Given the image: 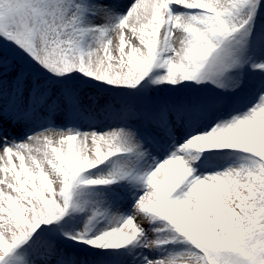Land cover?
Segmentation results:
<instances>
[{
  "label": "snow or ice",
  "instance_id": "snow-or-ice-1",
  "mask_svg": "<svg viewBox=\"0 0 264 264\" xmlns=\"http://www.w3.org/2000/svg\"><path fill=\"white\" fill-rule=\"evenodd\" d=\"M120 7L112 0H0V260L45 224L50 226L32 239L31 264H85L62 246L58 226L50 222L59 221L70 206L79 210L72 202L79 185L129 180L145 187L136 213L90 236L91 222L104 215L93 210L82 230L63 235L95 248L119 249L142 234L136 216L143 214L166 221L192 245L145 257L144 264H264V26L253 42L259 61L246 56L251 22L258 13L264 16V3L132 0L113 24ZM250 60L259 70L258 102L180 145L240 150L247 155L238 164L189 179L193 169L173 152L143 175L131 158L94 178L82 175L117 153H133L138 161L181 127L210 120L237 102L253 80L233 70ZM154 67L166 72L153 83L210 81L215 87L191 99L127 105L121 110L126 127L75 133L47 127L24 135L34 122L50 124L79 111L78 93L57 83L73 71L110 85L135 86ZM13 132L24 138L17 140Z\"/></svg>",
  "mask_w": 264,
  "mask_h": 264
},
{
  "label": "rangeland",
  "instance_id": "rangeland-1",
  "mask_svg": "<svg viewBox=\"0 0 264 264\" xmlns=\"http://www.w3.org/2000/svg\"><path fill=\"white\" fill-rule=\"evenodd\" d=\"M112 2L119 4L121 7L118 10V15L113 19L112 23H119V19L126 14L127 6L132 3V0H112ZM264 3V0H262ZM181 11H200L198 9H183L180 6H174ZM259 16H262L259 14ZM95 23H102V21H95ZM264 26V17L255 23L252 27V34L250 37L249 48L246 51V56L251 57V60L259 61L260 56L255 54L253 42L255 41L256 33L261 27ZM127 46V41H126ZM251 60L246 63L251 68V72L246 73L253 80V87L250 88L239 100L233 104L226 106L222 111L212 114L210 120H203L196 123L189 124L180 128L179 132L174 138H165L161 140L159 147L148 148L145 144L144 147L148 148L149 155H146L140 160H136L133 153H117L113 157L108 158L101 165L92 169L86 170L82 175L85 178H94L103 173L109 172L114 162L131 158L134 166L139 170V174L143 175L145 172L154 169L157 164L173 152L177 155L184 157L193 169L189 179L194 176H203L212 174L214 172L222 171L226 167L235 166L240 162V158L247 155L240 150L235 149H181L180 145L183 144L191 135L196 134L198 131L210 128L213 123L231 119L232 116L241 115L248 111L254 104L258 102L259 92L256 91L255 84L259 79V70L252 69ZM166 69L154 67L142 80L136 85V90L139 96L153 100L159 99H191L193 97L203 95L199 91H190L189 84L195 83L191 80H179L176 84L168 81L160 83H153V80L158 75H163ZM72 74L89 83L96 89L94 91L103 92L100 90L104 86L112 89L116 88H129L133 89L134 86L129 85H110L108 82L97 81L94 77L89 78L86 75H81L78 70ZM202 82V81H201ZM212 84L210 81H206ZM203 83V82H202ZM189 88V89H188ZM88 89V88H87ZM82 90L79 93V98H84V93L88 90ZM98 89V90H97ZM117 90V89H116ZM90 92V91H88ZM89 100L80 102L79 111L74 117L73 122L66 123L71 118L66 116L63 119H54L50 124L47 122H34L30 126V132L24 135L31 134L37 131H43L47 127H52L59 130H71L75 132H88L95 130L103 132L117 127H126L127 121L121 117V110L130 105L129 102L116 100L114 102H105L93 97L98 96V93L91 92L90 96L85 95ZM100 96V95H99ZM135 103L131 105H141L137 99H132ZM13 136L17 140L24 138L18 132H13ZM195 156L196 159H191ZM81 190L84 192L74 190L72 202L80 206L79 210L73 209V217L70 215L65 217V224L63 226L61 239L63 240L62 246L70 248L75 253L78 259H83L85 264H99L101 258L105 260L103 264H144V258L154 259L158 256L167 254H176L184 250L191 249L192 246L186 241L181 234L176 233L167 222L161 218L148 220L139 214L136 219L140 223L143 232L136 240L130 244L123 246L119 249H101L89 246L83 242L68 239L63 233H76L83 229L85 221L92 214L93 210H97L104 215L98 216L91 222L89 235L94 236L101 231L117 226L122 223L128 216L136 213L134 208L135 202L138 197L145 190L144 185L140 181L121 180L117 183L109 185H83ZM159 241L158 244L151 247H146L150 241ZM24 264H31L32 260V247L27 248L23 252Z\"/></svg>",
  "mask_w": 264,
  "mask_h": 264
},
{
  "label": "trees",
  "instance_id": "trees-1",
  "mask_svg": "<svg viewBox=\"0 0 264 264\" xmlns=\"http://www.w3.org/2000/svg\"><path fill=\"white\" fill-rule=\"evenodd\" d=\"M57 83H58V86L67 87V88H70L76 91L78 95H79V91L81 92L83 89L80 86L81 84L77 83V80L72 73L70 77L68 76L62 77L61 80L58 81ZM130 92H132L131 95H136L134 93V90L129 91L128 88H124V89L118 88V90H113L111 88H105L103 93L101 94V98L106 101H112L115 99L116 100L128 99L129 98L128 95ZM63 220L64 219L62 216L59 221L50 222V224H56L58 226L57 236L60 242H63V240L61 239V226H62ZM49 226L50 225H45V224L39 225L37 229L33 231L31 237L28 240L21 242L20 244L15 246L13 249H11L8 253L4 254V259L0 260V264H15V262L21 258L22 248L32 242V239L35 238L36 233H38L41 228H48Z\"/></svg>",
  "mask_w": 264,
  "mask_h": 264
}]
</instances>
